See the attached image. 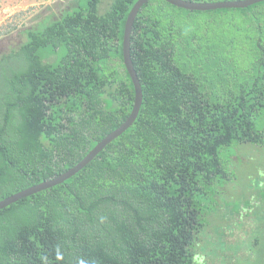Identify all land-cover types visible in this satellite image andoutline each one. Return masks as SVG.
I'll return each instance as SVG.
<instances>
[{
  "label": "trees",
  "instance_id": "16d2710c",
  "mask_svg": "<svg viewBox=\"0 0 264 264\" xmlns=\"http://www.w3.org/2000/svg\"><path fill=\"white\" fill-rule=\"evenodd\" d=\"M138 1L101 14L102 0H65L31 26H0V202L65 174L128 120ZM131 56L136 122L69 180L0 210V264H264V181L226 196L237 147L264 146V1L151 0Z\"/></svg>",
  "mask_w": 264,
  "mask_h": 264
},
{
  "label": "rangeland",
  "instance_id": "374dc122",
  "mask_svg": "<svg viewBox=\"0 0 264 264\" xmlns=\"http://www.w3.org/2000/svg\"><path fill=\"white\" fill-rule=\"evenodd\" d=\"M65 0H0V26L9 23H20L21 26H31L42 21L47 16H54ZM114 0H102L101 14L106 13ZM6 48L4 42H0V50ZM264 124V117L262 119ZM226 152V151H225ZM237 164L232 177L234 186L226 193L230 197L234 190L240 194L250 195L251 191L260 190L264 181V146L254 144H242L237 147Z\"/></svg>",
  "mask_w": 264,
  "mask_h": 264
},
{
  "label": "water",
  "instance_id": "95a60500",
  "mask_svg": "<svg viewBox=\"0 0 264 264\" xmlns=\"http://www.w3.org/2000/svg\"><path fill=\"white\" fill-rule=\"evenodd\" d=\"M151 0H139L137 4L132 9L129 18L126 24V34L124 40V55H125V63L129 70V73L133 79L135 89H136V101L133 108V111L128 118V120L116 131L109 134L101 143H99L95 149H93L86 158L81 161L77 166L61 175L58 178H55L50 181L43 182L36 186H33L27 190L19 192L11 197H8L0 202V210L8 207L9 205L20 201L23 198L46 190L48 188L54 187L58 184L64 183L69 180L81 170H83L88 164H90L110 143L120 137L124 132H126L131 126L136 122L141 108L143 104V88L141 81L139 79L138 73L135 69L132 56H131V35L132 31L137 19V16L140 10L143 8L145 4L150 2ZM173 5H176L181 8L189 9V10H200V11H208V10H216L222 8H247L251 5L260 3L264 0H239V1H230V2H215V3H197L191 2L187 0H165Z\"/></svg>",
  "mask_w": 264,
  "mask_h": 264
}]
</instances>
